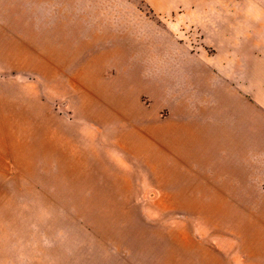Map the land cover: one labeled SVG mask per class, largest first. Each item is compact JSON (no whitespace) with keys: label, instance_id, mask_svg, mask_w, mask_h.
<instances>
[{"label":"rangeland","instance_id":"374dc122","mask_svg":"<svg viewBox=\"0 0 264 264\" xmlns=\"http://www.w3.org/2000/svg\"><path fill=\"white\" fill-rule=\"evenodd\" d=\"M180 80L220 177L155 161ZM9 219L34 264H264V0H0Z\"/></svg>","mask_w":264,"mask_h":264},{"label":"crops","instance_id":"0c3cea01","mask_svg":"<svg viewBox=\"0 0 264 264\" xmlns=\"http://www.w3.org/2000/svg\"><path fill=\"white\" fill-rule=\"evenodd\" d=\"M217 14L221 13L218 12ZM213 28L217 30L218 34L225 35L226 33L224 21H217L216 23H213ZM187 62L188 61L185 60V58L179 57L172 58L170 60L172 66L184 65L187 64ZM171 78L172 80H170L169 83L174 88V80L173 77ZM236 78L237 77L234 74L229 79H226L224 74L222 75L223 83L228 81L231 85L237 80ZM216 83L218 82L216 81ZM178 84L180 85L179 88L181 89L176 90V96L179 98L178 100L172 102V108L170 112H168V116L166 118L167 123L164 120V123H162L160 126H155L154 128V145L156 147L155 150H157L155 151V161H170V164L175 165V167L178 169L176 175L180 177H220L221 174L219 172L213 173L212 171L211 173L209 161H205L202 154L194 155L193 153V147H195V143L197 146L207 144L203 141L205 131L202 127V123L204 120L199 119L200 121H197L195 118L197 113H195V110H193L192 106L189 105L186 94V80H180ZM228 109L229 111H234L236 108L229 107ZM227 140H224L225 143L230 142L229 144H236L235 137L228 141ZM250 142L245 141V145L250 144ZM164 150L168 155L167 158L165 156L162 157V154L165 153L163 152ZM200 160L202 163H205V165H200ZM182 167H184V170L179 169ZM190 190L197 193L206 191L209 193L220 192L219 190H216L210 186L208 188L202 186L201 190ZM222 192L224 191L222 190ZM5 222V228H2V226L0 227V264H34L33 235H31L28 239L27 229H25V240L19 241L17 230L12 229V226H17L16 220L9 219Z\"/></svg>","mask_w":264,"mask_h":264}]
</instances>
